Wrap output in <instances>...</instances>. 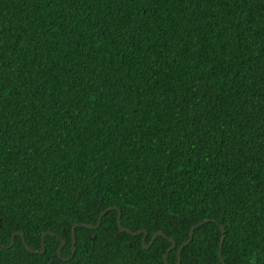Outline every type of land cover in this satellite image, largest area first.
Listing matches in <instances>:
<instances>
[{
	"label": "trees",
	"instance_id": "trees-1",
	"mask_svg": "<svg viewBox=\"0 0 264 264\" xmlns=\"http://www.w3.org/2000/svg\"><path fill=\"white\" fill-rule=\"evenodd\" d=\"M197 225L181 264H264V0H0V245L46 247L0 264H178Z\"/></svg>",
	"mask_w": 264,
	"mask_h": 264
},
{
	"label": "water",
	"instance_id": "water-1",
	"mask_svg": "<svg viewBox=\"0 0 264 264\" xmlns=\"http://www.w3.org/2000/svg\"><path fill=\"white\" fill-rule=\"evenodd\" d=\"M112 210H118V208H110V209H107V210H105L101 215H100V217H99V220H98V223H97V225L96 226H91V225H81V226H84V227H87V228H89V229H98L100 226H101V223H102V219H103V217L105 216V214L106 213H108L109 211H112ZM118 213H119V216H118V223H119V227H120V229H121V231L122 232H126V233H129L130 235H132V236H141V235H143V246H144V248L145 249H150V247L153 245V243H154V241L158 238V237H165V238H167V236H166V234L165 233H163V232H158L153 238H152V240H151V242H150V244L149 245H147L146 244V240H147V237H148V232L146 231V230H142V231H138V232H132V231H130L129 229H125V228H123L122 226H121V212L118 210ZM203 224H205V222H203L202 223V225ZM79 225H76V226H74V228H73V241H72V244H73V251H72V255H71V257L70 258H68L67 259V261H70L73 257H74V254H75V251H76V228L78 227ZM198 227V225L197 226H195L192 230H191V233H190V238H189V240L187 241V242H185L180 248H179V250H178V254H179V261H178V264H181V261H182V257H181V253H182V250H183V248L184 247H186L187 245H189L190 243H191V241H192V239H193V236H194V231H195V229ZM222 234L224 235V230L222 229ZM16 236H21L22 238H23V243H24V246L26 247V249L29 251V252H31V253H34V254H45V252H46V247H45V244H44V238H45V234L43 235V237H42V250L41 251H35V250H32L28 245H27V243H26V240H25V238H24V235H23V233H21V232H17L14 236H13V238H12V242H11V245L9 246V247H5V246H1V247H4V248H6V249H9V248H12L14 245H15V238H16ZM117 237L118 238H120V234L118 233L117 234ZM168 239V238H167ZM222 240H223V237H222ZM169 241L171 242V247L168 249V251H167V253H166V255H165V257H164V261H165V264H168L167 263V257H168V254L172 251V250H174L175 248H176V246H177V244H176V242L174 241V240H172V239H169ZM66 245V242L65 241H63V243H62V245L60 246V248H59V250H58V255H59V257L61 258V251H62V249H63V247ZM219 258H220V260L223 262V258H222V243H221V245H220V251H219Z\"/></svg>",
	"mask_w": 264,
	"mask_h": 264
}]
</instances>
